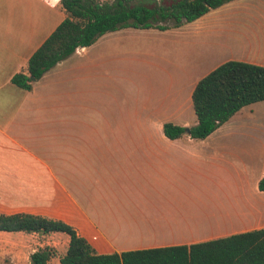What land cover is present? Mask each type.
<instances>
[{"label": "crops", "instance_id": "0c3cea01", "mask_svg": "<svg viewBox=\"0 0 264 264\" xmlns=\"http://www.w3.org/2000/svg\"><path fill=\"white\" fill-rule=\"evenodd\" d=\"M65 17L60 0H0V174L52 184L49 204L25 213L65 222L98 254L264 228V101L203 140L163 134L165 123L196 124L195 85L222 63L264 67V0H235L175 29L106 33L31 91L13 85Z\"/></svg>", "mask_w": 264, "mask_h": 264}, {"label": "trees", "instance_id": "16d2710c", "mask_svg": "<svg viewBox=\"0 0 264 264\" xmlns=\"http://www.w3.org/2000/svg\"><path fill=\"white\" fill-rule=\"evenodd\" d=\"M232 1L235 0H60L66 17L13 75L11 83L31 91L33 83L44 73L106 33L126 28H179ZM260 101H264V67L226 61L195 85L192 105L196 124L182 127L165 123L163 134L169 140L186 135L203 140L240 109ZM258 189L264 191V176ZM0 232L65 234L68 244L59 264H264V228L190 245L119 254H98L72 226L31 213L0 212ZM54 256V248H39L30 254L29 264H50Z\"/></svg>", "mask_w": 264, "mask_h": 264}, {"label": "rangeland", "instance_id": "374dc122", "mask_svg": "<svg viewBox=\"0 0 264 264\" xmlns=\"http://www.w3.org/2000/svg\"><path fill=\"white\" fill-rule=\"evenodd\" d=\"M141 41L140 36L131 37L129 49L132 53L141 47ZM131 59H133V55H131ZM123 80L130 83L139 81L134 75H125ZM14 174V172L13 174L10 172L0 174L2 180L0 181V212L5 214L27 212L30 210L29 205L42 207L43 204H49V189L52 184L49 187L48 184L43 183H18L13 181ZM21 177L24 176H18V178ZM67 244L68 237L61 233L42 235L0 232V264H29L30 254L46 246L55 249V256L51 259L50 264H59V258L64 255Z\"/></svg>", "mask_w": 264, "mask_h": 264}, {"label": "water", "instance_id": "95a60500", "mask_svg": "<svg viewBox=\"0 0 264 264\" xmlns=\"http://www.w3.org/2000/svg\"><path fill=\"white\" fill-rule=\"evenodd\" d=\"M185 131H186V134H189V129L188 128H186Z\"/></svg>", "mask_w": 264, "mask_h": 264}]
</instances>
